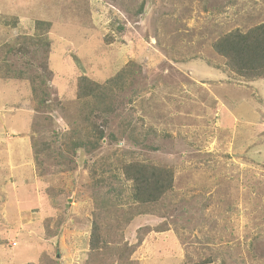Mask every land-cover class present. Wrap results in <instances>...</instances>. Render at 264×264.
<instances>
[{
    "label": "rangeland",
    "instance_id": "rangeland-1",
    "mask_svg": "<svg viewBox=\"0 0 264 264\" xmlns=\"http://www.w3.org/2000/svg\"><path fill=\"white\" fill-rule=\"evenodd\" d=\"M262 23L264 0H0V264H264V77L214 49ZM131 162L173 171L150 212Z\"/></svg>",
    "mask_w": 264,
    "mask_h": 264
},
{
    "label": "trees",
    "instance_id": "trees-1",
    "mask_svg": "<svg viewBox=\"0 0 264 264\" xmlns=\"http://www.w3.org/2000/svg\"><path fill=\"white\" fill-rule=\"evenodd\" d=\"M13 27H16L15 22L13 23ZM49 28L50 24L48 22H35L36 33L42 29L48 32ZM40 36L41 35L37 33V38L35 35L31 37V39L37 41ZM40 41L45 46L49 47L48 39L44 38ZM214 49L227 60L230 68L235 70L239 75L249 78L264 77V23L246 32L237 30L227 34L215 44ZM129 66H132V64L128 65L116 77L110 79L103 85L90 80L85 75L80 77L78 85L79 100H93L92 104L94 102L102 103L104 95L110 93L113 86L122 82L125 76L129 74ZM30 79L33 84L32 91L36 97H39L40 89L36 85L37 80L35 77ZM121 85L125 84L122 83ZM44 103V99L43 101L41 99L40 104L43 105ZM92 136L96 138L95 141L87 138L86 142H80L78 146L85 149H93L100 145V142L104 139L103 132H99L97 135L92 134ZM122 170L126 180L131 183V200L135 203V208L133 209H138L140 212H142V209H147L148 212L152 211V206L158 204L162 197L173 189L174 175L173 171L169 168L149 165L143 162H131L126 164ZM109 194L108 199L114 201L111 193ZM99 237L100 224L96 220L94 222L90 241V260L92 261L96 260L94 255L97 252ZM126 252H130V249H126L124 253ZM128 258L129 257L126 258L123 264L128 263ZM103 261L105 262V260ZM208 263L209 262L202 261L195 264Z\"/></svg>",
    "mask_w": 264,
    "mask_h": 264
}]
</instances>
